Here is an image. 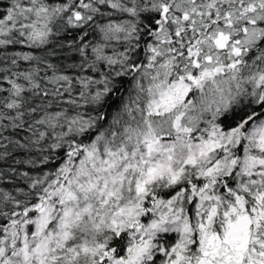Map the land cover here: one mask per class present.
I'll use <instances>...</instances> for the list:
<instances>
[{
    "label": "snow or ice",
    "instance_id": "1",
    "mask_svg": "<svg viewBox=\"0 0 264 264\" xmlns=\"http://www.w3.org/2000/svg\"><path fill=\"white\" fill-rule=\"evenodd\" d=\"M0 264H264V0H0Z\"/></svg>",
    "mask_w": 264,
    "mask_h": 264
}]
</instances>
